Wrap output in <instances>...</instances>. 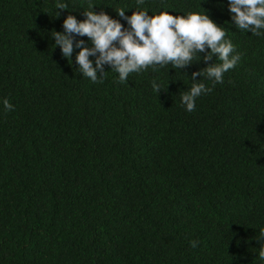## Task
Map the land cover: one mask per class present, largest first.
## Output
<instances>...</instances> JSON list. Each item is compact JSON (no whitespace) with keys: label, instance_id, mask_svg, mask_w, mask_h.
<instances>
[{"label":"trees","instance_id":"16d2710c","mask_svg":"<svg viewBox=\"0 0 264 264\" xmlns=\"http://www.w3.org/2000/svg\"><path fill=\"white\" fill-rule=\"evenodd\" d=\"M65 2L57 17L56 0H0V264H264V37L228 0H146L208 13L242 55L222 84L197 77L213 91L188 112L191 74L220 61L92 83L51 35L135 0Z\"/></svg>","mask_w":264,"mask_h":264},{"label":"clouds","instance_id":"9594fccd","mask_svg":"<svg viewBox=\"0 0 264 264\" xmlns=\"http://www.w3.org/2000/svg\"><path fill=\"white\" fill-rule=\"evenodd\" d=\"M135 4L136 11L131 16L126 15L124 8L116 10L120 19L112 18L104 11L97 13L91 4V10L84 11L82 21L68 15L63 22V31H54L51 35L55 46L61 49L70 64L75 49H80L75 57L77 70L92 83L103 82L109 72L105 70L106 66L118 74V83H125L131 74L141 73L149 67L158 71L171 65V68L183 70L194 61L203 59L207 63L215 57L220 63H211L201 71L193 72L194 83L181 94L185 110L195 111L197 99L210 94L215 84H222L225 73L235 69L241 61L237 46L226 38L225 27L218 25L208 13L173 15L162 11L150 15L148 10H141L146 0H135ZM56 10L59 17L61 12L58 10H68L67 2L56 0ZM228 11L238 30L264 37V0H228ZM77 37H87L88 42ZM92 57L95 59H90ZM197 77L211 81L213 87L204 82L195 83L202 80ZM153 89L162 90L155 80ZM2 104L6 111H14V105L7 98ZM260 237L264 238V229L260 230ZM257 241L260 245L258 256L264 260V243ZM190 246L198 247L199 241H191Z\"/></svg>","mask_w":264,"mask_h":264}]
</instances>
